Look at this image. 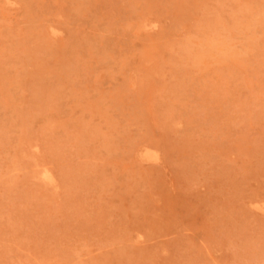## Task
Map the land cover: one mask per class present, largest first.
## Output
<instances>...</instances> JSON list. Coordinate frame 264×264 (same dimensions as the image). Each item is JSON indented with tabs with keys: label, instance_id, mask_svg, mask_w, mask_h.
I'll return each instance as SVG.
<instances>
[{
	"label": "rangeland",
	"instance_id": "rangeland-1",
	"mask_svg": "<svg viewBox=\"0 0 264 264\" xmlns=\"http://www.w3.org/2000/svg\"><path fill=\"white\" fill-rule=\"evenodd\" d=\"M0 3V264H264V0Z\"/></svg>",
	"mask_w": 264,
	"mask_h": 264
},
{
	"label": "bare ground",
	"instance_id": "bare-ground-1",
	"mask_svg": "<svg viewBox=\"0 0 264 264\" xmlns=\"http://www.w3.org/2000/svg\"><path fill=\"white\" fill-rule=\"evenodd\" d=\"M0 1H1V0H0ZM15 1H16V0H15ZM0 4H2V3H0ZM11 4H12V3H11ZM7 7H8V6H7ZM2 12H3V11H2ZM0 16H1V15H0ZM150 22H151V21H150ZM218 23H219V22H218ZM49 24H50V23H49ZM213 26H214V25H213ZM53 27H54V26H53ZM53 27H52V28H53ZM215 27H216V26H215ZM215 27H214V28H215ZM218 27H219V25H218ZM48 28H49V27H48ZM50 28H51V27H50ZM212 28H213V27H212ZM215 29L217 30V27H216ZM219 29H220V27H219ZM50 30H51V29H50ZM51 31H52V30H51ZM210 31H211V29H210ZM219 31H220V30H219ZM53 32L55 33V30H54ZM229 34H230V33H229ZM213 35H215V34H213ZM213 35H212V36H213ZM227 36H228V35H227ZM256 38H258V37H256ZM221 39H222V38H220V40H221ZM224 39H225V38H224ZM225 40H227V38H226ZM256 40H257V39H256ZM209 41H210V40H209ZM257 41L260 42L259 40H257ZM183 42H184V41H183ZM253 42L255 43V39H254ZM210 43H211V42H210ZM212 43H213V42H212ZM214 43H215V42H214ZM218 43H221V42L218 41ZM251 43H252V40H251ZM186 44H187V43H186ZM216 44H217V43H216ZM216 44H213L214 47H215ZM256 44H257V45H256V47H257V46H258V43L256 42ZM183 45H184V43H183ZM202 45H203V44H202ZM204 45H205V44H204ZM211 45H212V44H211ZM213 45H212V46H213ZM259 45H260V44H259ZM187 46H188V45H186V50H187ZM189 46H190V44H189ZM253 46H255V45H253ZM190 47H192V46H190ZM208 48H210V47L207 46V50H208ZM211 48H212V47H211ZM223 48H224V47H222V48H220V49H223ZM182 49H183V48H182ZM252 49H253V48H252ZM179 50H180V49H179ZM190 50H191V49H190ZM205 50H206V49H205ZM205 50H203V51H205ZM213 51H214V50H213ZM233 51H234V50H233ZM179 52H180V51H179ZM188 52H189V50H187V55L190 53V52H189V53H188ZM196 52H197V49H196ZM196 52H194V53H196ZM205 52H207V51H205ZM217 52H218V51H217ZM219 52H220V51H219ZM192 53H193V52H192ZM194 53H193V54H194ZM197 53H198V52H197ZM197 53H196V54H197ZM190 54H191V53H190ZM218 54H219V53H218ZM223 54H224V53H223ZM187 55L185 54V56H187ZM219 55H220V54H219ZM191 56H193V55L191 54ZM225 57H226V56H225ZM225 57H224V55H223V58H225ZM188 58H189V57H188ZM182 59H183V58H182ZM182 59H181V60H182ZM184 59H185V58H184ZM191 59H192V58H191ZM225 59H226V58H225ZM227 59H228V57H227ZM227 59H226V60H227ZM196 60H197V59H196ZM221 60H222V59H221ZM186 61H187V60H186ZM190 62H191V61H190ZM191 63H192V62H191ZM222 63H223V62H222ZM191 65H193V64H191ZM220 65H221V64H220ZM224 65H225V64H224ZM224 65H222V66H224ZM178 67H179V66H178ZM144 147H145V146H144ZM149 147H151V146L149 145ZM156 149H157V148H156ZM150 150H151V149H150ZM16 151H17V150H16ZM153 152H154V154H155V151H153ZM156 152H157V156H159V152H158V151H156ZM15 154H16V153H15ZM154 154H153V155H154ZM17 156H19V154H18ZM17 156H15V157L17 158ZM155 156H156V154H155ZM25 158H27V157H25ZM146 158H147V157H146ZM156 158H157V157H156ZM17 159H18V158H17ZM158 159H159V157H158ZM18 160H19V159H18ZM24 162H25V161H24ZM26 162H27V161H26ZM34 162H36V161H34ZM32 163H33V162H32ZM30 164H31V163H30ZM30 164L28 163V165H30ZM14 165H15V164H14ZM16 165H18V164H16ZM39 165H40V164H39ZM39 165H37V166L39 167ZM11 166H12V164L8 167V169H11V168H10ZM26 166H27V164H26ZM26 166H25V167H26ZM37 166H34L35 170L37 169ZM15 167H16V166H15ZM27 167H29V166H27ZM32 168H33V167H32ZM44 168H45V167H44ZM49 168H50V167H49ZM8 169H6V170L8 171ZM12 169H13V168H12ZM27 169H30V170H31V168H27ZM50 169H51V168H50ZM14 170H15L14 172H16V169H14ZM35 170H34V171H35ZM38 170H39V169H38ZM12 171H13V170H12ZM12 171H9V172L12 173ZM28 171H29V170H28ZM36 171H37V170H36ZM36 171H35V172H36ZM39 171H40V170H39ZM46 171L48 172V170H46ZM49 171L52 172L51 170H49ZM25 172H26V171H25ZM30 172H32V170H31ZM37 172H38V171H37ZM4 173L7 175L8 172L6 173V171H5ZM11 173H9V175H11ZM26 173H27V172H26ZM28 173H29V172H28ZM28 173H27V176H25L26 178H27V177L30 178V176H31V174H32V173H30V175L28 176ZM45 173H46V172H45ZM48 173H49V172H48ZM48 173H47V174H48ZM52 174H53V173H52ZM0 175H3V176H4V174H0ZM36 175H37V177H38L39 172H38V174H36ZM48 175H49V174H48ZM48 175H46V174L44 175V178H45L44 180L48 179L47 181L51 182L49 179H52L53 177H52V175H50V178H49ZM53 175H54V174H53ZM12 176H13V175H12ZM12 176H11V177H12ZM34 176H35V175H34ZM34 176H32V177L34 178ZM9 177H10V176H9ZM54 177H56V176L54 175ZM0 178L2 179V177H0ZM5 178H7V177H5ZM19 178H20V177H19ZM26 178H24V180H25ZM29 178H28V179H29ZM33 178H30V179H33ZM12 179H13V178H12ZM16 179H17V178H16ZM42 179H43V178H42ZM6 180H7V179H6ZM39 180H40V179H39ZM10 181H11V179H10ZM14 181H15V180H14ZM26 181H27V180H26ZM28 181H29V180H28ZM28 181H27V182H28ZM33 181H34V179H33ZM20 182H21V181H20ZM22 182H24V181H23V178H22ZM27 182H26V183H27ZM29 182L31 183L32 180H30ZM52 182H53V180H52ZM0 183H1V182H0ZM32 183H33V182H32ZM32 183H31V184H32ZM41 183H42V181H41ZM20 184H21V183H20ZM27 184H28V183H27ZM49 184H50V183H49ZM53 184H54V182H53ZM22 185H23V184H22ZM28 185H29V184H28ZM32 186H33V185H32ZM47 186H49V185H47ZM47 186H46V188H48ZM37 187H38V186H37ZM58 187H59V186H58ZM55 188H56V187H55ZM29 189H30V188H29ZM34 189H36L35 186H34ZM39 189H41V188H39ZM49 189H51V186H50ZM49 189H48V190H49ZM53 189H54V188H53ZM96 189H98V188L96 187ZM37 190H38V188H37ZM37 190H36V192H37ZM43 190H44V189H43ZM46 190H47V189H46ZM48 190H47V191H48ZM99 190H100V188L98 189V191H99ZM237 190H238V189H237ZM28 191L30 192V190H28ZM60 191H61V190H60ZM100 191H101V190H100ZM235 191H236V190H235ZM32 192H33V190H32ZM32 192H31V193H32ZM34 192H35V191H34ZM48 192H49V191H48ZM37 193H38V192H37ZM42 193H43V192H42ZM59 193H60V192H59ZM98 193H99V192H98ZM29 194H30V193H29ZM40 194H41V193H40ZM43 194L45 195L46 192L43 193ZM62 194H63V193H62ZM234 194H235V193H234ZM33 195H35V193H34ZM36 195H37V194H36ZM36 195H35V196H36ZM46 195H49V194H46ZM46 195H45V196H46ZM55 195H56V194H55ZM59 195H60V194H59ZM30 196H31V194H30ZM37 196H38V195H37ZM32 197H33V196H32ZM41 197H44V196L42 195ZM56 197H57V196H56ZM46 198H47L46 201H49V200H50L51 203H54V202L51 201V200H53V198H54V194H53V197H52L51 199H50V198L48 199V197H45V199H46ZM239 198H240V196H239ZM241 198H243V197L241 196ZM241 198H240V199H241ZM56 199H57V198H56ZM257 199H258V198H257ZM237 200H238V199H237ZM55 201H56V200H55ZM141 201H143V200H141ZM145 201H147V200H145ZM50 202H49V203H50ZM56 202H57V201H56ZM143 202H144V201H143ZM238 202L240 203V201H238ZM241 203H242V202H241ZM231 205H232V204H231ZM235 205H236V204H235ZM241 205H242V204H241ZM241 205H240V207H242V209H243V206H241ZM258 205H259V204H258ZM233 206H234V205H233ZM233 206H232V207H233ZM238 206H239V205H238ZM259 206H260V205H259ZM247 208H248V207H247ZM263 208H264V206H263ZM235 209H236V208H235ZM236 210H237V209H236ZM84 211H85L84 213H86L87 210H84ZM230 211H231V210H230ZM244 211H245V210H244ZM82 212H83V211H82ZM240 212H242L241 209H240ZM240 212H239V213H240ZM162 213H164V212H162ZM226 213H227V212H226ZM242 213H243V212H242ZM109 215H110V214H109ZM162 215H163V214H162ZM242 215H243V214H242ZM242 215H241V216H242ZM83 216H85V215H83ZM163 216H167L166 213H165V215H163ZM223 216H224V214H223ZM232 216H233V215H232ZM89 217H92V216L89 215ZM85 218H86V217H85ZM87 218H88V217H87ZM147 218H149V217H147ZM167 218H168V217H167ZM167 218L165 217V219H167ZM232 218H233V217H232ZM89 220H90V219H89ZM167 221H168V220H167ZM140 222H141V221H140ZM87 223H88V221H87ZM141 223H142V222H141ZM112 224H113V223H112ZM117 224H118V223L114 224V225H116L115 228L118 227ZM122 224H123V223H122ZM126 224H127V223H126ZM139 224H140V223H139ZM144 224H145V222H144ZM144 224H143V223L140 224V227H141V225H143V227H144ZM146 225H147V224H146ZM87 226L89 227V225H87ZM128 226H129V224H128ZM147 226H148V225H147ZM122 227H123V226H122ZM148 227H149V226H148ZM119 228H120V227H119ZM119 228H118V229H119ZM123 228H126V227H123ZM138 228H139V227H138ZM138 228H137V230H138ZM121 229H122V228H121ZM145 229H147V227H145ZM122 230H123V229H122ZM130 230H131V229H130ZM158 230H159V229H158ZM163 230H164V229H163ZM3 231H4V230H3ZM116 231H117V230H116ZM116 231H115V233H116L115 235H117V234L119 233V236H118V237H119V240H118V239H117V240H118V242L122 243V242L120 241V238H122V237H120V236H122L124 233H123L121 230H120V232H118V231L116 232ZM123 231H124V230H123ZM143 231H144V230H143ZM155 231H157V230H155ZM160 231H161V230H160ZM140 232H141V231H140ZM165 232H166V231H165ZM5 233H6V232H5ZM166 233H167V232H166ZM1 234H4V233H0V235H1ZM120 234H122V235H120ZM151 234H153V233L151 232ZM151 234H150V235H151ZM161 234H163V233H161ZM115 235H114L113 237H116ZM126 235H127V234H126ZM147 235H148V233L146 234V236H147ZM154 235H155V234H154ZM154 235H153V236H154ZM158 235H159V234H158ZM158 235H157V236H158ZM15 236L18 237V236H20V234H19V235L15 234ZM113 237H112V238H113ZM118 237H116V238H118ZM124 237H125V236L123 235V239L125 240ZM127 237H128V236H127ZM139 237H140V236H139ZM126 239H128V238H126ZM147 239L149 240V237H148V236H147ZM1 240H2V239H1ZM3 240H4V239H3ZM117 240H116V241H117ZM116 241H115V243H116ZM149 241H150V240H149ZM160 242H161V241H160ZM125 244H126V242H125ZM118 245H119V244H118ZM118 245H117V246H118ZM125 246H126V245H125ZM119 247H120V246H119ZM156 247H157V246H156ZM156 247H155L154 249H153V248H152V249L155 250V249H157ZM124 248H125V247H124ZM148 248H149V247H148ZM116 249H118V248H116ZM160 249H161V248H160ZM189 249H190V248H189ZM189 249H188V250H189ZM153 250H150V249H149V251H153ZM120 251H121V250H120ZM157 251H160V250H157ZM161 251H162V250H161ZM186 251H187V249H186ZM64 253H65V251L63 252V254H64ZM149 253H152V252H149ZM156 253H158V252H156ZM159 253H160V252H159ZM186 254H187V253H186ZM189 254H190V253H189ZM66 255H67V254H66ZM147 255L149 256L148 253H147ZM156 255H158V254H156ZM187 255H188V254H187ZM192 255H193V252H192ZM153 256H155V255H153ZM190 256H191V255H190ZM66 257H67V256H66ZM97 257H98V256H97ZM126 257H127V255H126ZM128 257H129V256H128ZM128 257H127V258H128ZM150 257H152V256L150 255ZM155 257H158V256H155ZM118 258H120V257H118ZM127 258H126V259H127ZM130 258H131V257H130ZM134 258H135V257H134ZM137 258H139V257H137ZM67 259H69V258H67ZM99 259L101 260V258H99ZM128 259H129V258H128ZM157 259H158V258H157ZM70 260H71V259H70ZM66 261H67V263H68V260H66ZM126 261H127V260H126ZM139 261H140V259H139L138 261H136V259H135V262H137V263H141V261H140V262H139ZM98 262L100 263V261H98ZM124 262H125V261H124ZM127 262H128V261H127ZM130 262H131V261H130ZM135 262H134V263H135ZM73 263H74V262H73ZM120 263H121V262H120ZM122 263H123V261H122ZM125 263H126V262H125ZM144 263H145V262L143 261V264H144ZM75 264H77V263H75ZM97 264H98V263H97ZM106 264H107V263H106Z\"/></svg>",
	"mask_w": 264,
	"mask_h": 264
}]
</instances>
